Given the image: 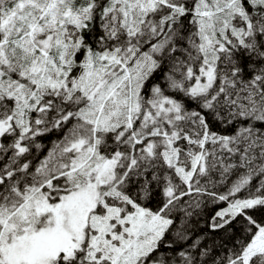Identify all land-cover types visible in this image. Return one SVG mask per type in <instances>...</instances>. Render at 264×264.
I'll list each match as a JSON object with an SVG mask.
<instances>
[{
	"label": "snow or ice",
	"instance_id": "obj_1",
	"mask_svg": "<svg viewBox=\"0 0 264 264\" xmlns=\"http://www.w3.org/2000/svg\"><path fill=\"white\" fill-rule=\"evenodd\" d=\"M0 264H264V0H0Z\"/></svg>",
	"mask_w": 264,
	"mask_h": 264
}]
</instances>
